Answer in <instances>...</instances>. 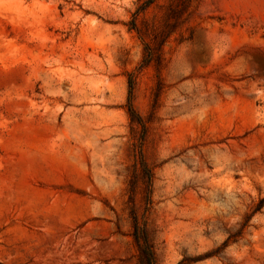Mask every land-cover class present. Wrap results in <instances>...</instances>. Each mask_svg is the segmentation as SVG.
<instances>
[{
	"label": "rangeland",
	"instance_id": "rangeland-1",
	"mask_svg": "<svg viewBox=\"0 0 264 264\" xmlns=\"http://www.w3.org/2000/svg\"><path fill=\"white\" fill-rule=\"evenodd\" d=\"M147 1L0 0V264H264V0Z\"/></svg>",
	"mask_w": 264,
	"mask_h": 264
},
{
	"label": "trees",
	"instance_id": "trees-1",
	"mask_svg": "<svg viewBox=\"0 0 264 264\" xmlns=\"http://www.w3.org/2000/svg\"><path fill=\"white\" fill-rule=\"evenodd\" d=\"M152 2H153V0H148L144 4H141L139 6L138 10L136 11V13H138V12H140V10L148 7ZM165 38H166V36H165ZM165 38L163 39V41L165 40ZM145 50H146V54L144 56L143 63L141 64L139 69L146 66V65H149L153 61L158 62V63L161 61V55L158 52V49L156 47H153L149 42L145 43ZM135 84H136L135 73H134V75L132 73L130 75V80H129V86H130L129 111H130V114H131L133 120L137 121L140 125H142L143 129L145 130L146 124H145L142 116L137 112V110L135 109V107L132 103ZM140 163H141L142 168L146 172H148L151 176V170L147 167V164L143 158H141ZM262 203H264V198L261 199V201H260L259 205L256 207L255 211L260 209V207L262 206ZM134 218H135V237H136V241H137L140 253H141V263L142 264H156L155 252H154V249H153V247L149 241L146 230L144 227H142L139 224L137 216H135ZM246 224L247 223H245V225ZM240 232H241V230H239L238 233H240ZM238 233H236V234H238ZM230 238H231V236L225 241L224 246L228 245Z\"/></svg>",
	"mask_w": 264,
	"mask_h": 264
}]
</instances>
